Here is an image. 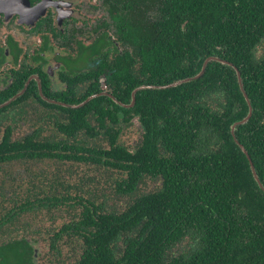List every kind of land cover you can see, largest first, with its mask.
<instances>
[{
  "label": "trees",
  "instance_id": "1",
  "mask_svg": "<svg viewBox=\"0 0 264 264\" xmlns=\"http://www.w3.org/2000/svg\"><path fill=\"white\" fill-rule=\"evenodd\" d=\"M116 1L132 5L112 12L117 39L130 48L112 57V96L130 105L131 92L147 88L133 107L112 100V134L111 102L95 107L102 148L78 141L86 128L92 136L91 126L70 113L55 121L59 136L49 142L6 137L1 164L56 168L27 186L2 174L18 193L15 207L1 210L0 228L28 209L38 210L32 219L40 232L46 215L55 261L63 258L57 264L64 249L69 264H264V190L247 158L264 188V58L251 52L263 34L264 0ZM209 57L232 66L209 61L200 74ZM244 94L251 116L233 137L249 113ZM129 128L140 136L133 145L122 139ZM147 180L157 185L141 192ZM7 243L0 264H34L26 237Z\"/></svg>",
  "mask_w": 264,
  "mask_h": 264
},
{
  "label": "flooded vegetation",
  "instance_id": "2",
  "mask_svg": "<svg viewBox=\"0 0 264 264\" xmlns=\"http://www.w3.org/2000/svg\"><path fill=\"white\" fill-rule=\"evenodd\" d=\"M126 4L124 9L116 0H0V143L6 137L10 142L26 136L49 142L59 136L55 121L67 119L70 113L72 118L81 116L91 126V137H86L88 128L78 136L83 146L93 150L105 146L101 143V127L94 121L95 107L106 106V99L111 102L107 106L111 134L112 100L128 107L112 96V57L130 50L128 44L117 39L121 29L116 28L112 12L114 16L126 12L132 3ZM153 15L146 12L148 18ZM258 29L263 34H256L259 42L251 52L260 61L264 58V28ZM141 87L147 88L140 85L134 90ZM19 129L25 133L19 134ZM47 163L51 166H42ZM55 168L50 161L0 163V213L13 203L15 207L18 193V185L10 191L5 188L2 174L13 175L7 181L21 178L27 186L26 179L36 182L40 175L47 176ZM33 190H37L35 185ZM43 194L49 196L45 192L41 198ZM36 211L24 209L0 228V251L7 242L24 236L32 243L33 263L39 264L37 245L45 231L41 228L38 232L32 219L37 217ZM46 218L51 224V219L45 215ZM51 237L46 235L44 240L47 263L63 262L62 257L55 261L58 257L50 247ZM3 261L5 257L0 256Z\"/></svg>",
  "mask_w": 264,
  "mask_h": 264
},
{
  "label": "rangeland",
  "instance_id": "3",
  "mask_svg": "<svg viewBox=\"0 0 264 264\" xmlns=\"http://www.w3.org/2000/svg\"><path fill=\"white\" fill-rule=\"evenodd\" d=\"M25 133V131H23L22 129H19V134L23 135ZM18 136V133H16L13 138L15 139L16 137ZM139 134L137 132H135V130L133 129L132 131L128 130L122 137V139L127 143V144H134L137 140H139ZM42 166H51L50 163H47L45 165H42ZM19 169V168H18ZM157 185V183H155V181H152V180H147V182H145L144 184H142L140 186V191L141 192H145L147 191L148 189H151V188H155ZM111 191V194H112V189L110 190ZM48 218H46V220L44 219L45 221V224L43 226L44 230L49 228L50 226V221L47 220ZM15 229H17L15 227ZM44 239H46V234L43 232L42 236L39 238V241H40V244L37 245V254L39 255L38 256V259H39V264H48V257H47V251L48 249L46 248L45 244H44ZM184 244H187V243H184ZM184 246V245H183ZM181 246L179 247L177 250H174L173 252L174 253H182L185 251L184 247ZM69 249H64L63 250V255H64V259L65 260V263L66 264H69V260L72 261L73 258L69 259L68 258V253H66Z\"/></svg>",
  "mask_w": 264,
  "mask_h": 264
},
{
  "label": "water",
  "instance_id": "4",
  "mask_svg": "<svg viewBox=\"0 0 264 264\" xmlns=\"http://www.w3.org/2000/svg\"><path fill=\"white\" fill-rule=\"evenodd\" d=\"M209 61H218V62L226 63V64L232 66L230 63L225 62V61H221V60H219L218 58L209 57V58H207V59L205 60V62H204V64H203V67H202V71H201L200 74H202V72H203V70H204V68H205V66H206V64H207V62H209ZM199 76H200V75H198V76H196V77H194V78H192V79H197ZM237 76H238V81H239V84H240V88L242 89L241 78H240V74H239L238 71H237ZM186 81H188V79L178 81V82H176V83H174V84H172V85H169V86H167V87H174V86H177V85H179V84H181V83H184V82H186ZM142 88H143V87L138 88V89H136V90H134V91L132 92V95H131V104L128 105V107H132V106L134 105V103H135V95H136V92H137L138 90H141ZM244 96H245V98H246V101L248 102L247 97H246L245 94H244ZM248 105H249V113H248L247 117L244 118L242 121H239V122L235 123V124L233 125V127H232L231 133H232L233 137H235V136H234V128H235V126H236V125H240V124H244V123H246L247 120H248V119L250 118V116H251L252 108H251L249 102H248ZM234 139H235V138H234ZM235 141L237 142L236 139H235ZM237 143H238V142H237ZM239 146H240V148L242 149V151L246 154V150L243 148V146H242V145H239ZM246 155H247V154H246ZM247 158H248V160H249V162H250V166H251V169H252L253 175H254L255 179L257 180L258 185L260 186L261 189L264 190L263 186L261 185L260 181H259L258 178H257V175H256V173H255V171H254V166H253L252 162L250 161L249 157H247Z\"/></svg>",
  "mask_w": 264,
  "mask_h": 264
}]
</instances>
